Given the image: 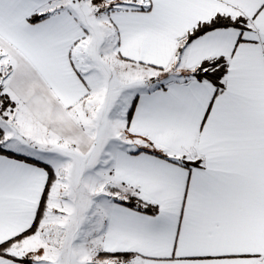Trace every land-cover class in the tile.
Segmentation results:
<instances>
[{
    "label": "snow or ice",
    "instance_id": "obj_1",
    "mask_svg": "<svg viewBox=\"0 0 264 264\" xmlns=\"http://www.w3.org/2000/svg\"><path fill=\"white\" fill-rule=\"evenodd\" d=\"M0 264H264V0H0Z\"/></svg>",
    "mask_w": 264,
    "mask_h": 264
}]
</instances>
